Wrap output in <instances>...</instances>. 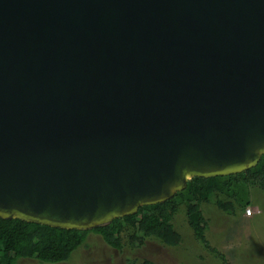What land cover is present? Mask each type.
Instances as JSON below:
<instances>
[{
	"label": "water",
	"instance_id": "95a60500",
	"mask_svg": "<svg viewBox=\"0 0 264 264\" xmlns=\"http://www.w3.org/2000/svg\"><path fill=\"white\" fill-rule=\"evenodd\" d=\"M264 156V0H0V218L93 230Z\"/></svg>",
	"mask_w": 264,
	"mask_h": 264
},
{
	"label": "trees",
	"instance_id": "16d2710c",
	"mask_svg": "<svg viewBox=\"0 0 264 264\" xmlns=\"http://www.w3.org/2000/svg\"><path fill=\"white\" fill-rule=\"evenodd\" d=\"M254 190L264 192V156L257 167L242 173L195 177L171 200L141 207L134 215L89 231L0 218V264H17L21 259H34L41 264L69 262L73 253L87 244L91 233L102 236L103 241L117 251H123L125 247L140 249L149 239L169 248H178L183 237L176 229L175 221L182 211L195 239L225 261L205 236L211 224L204 207L214 208L230 217H243L247 210H252L249 207L253 205ZM136 262L130 260L129 264Z\"/></svg>",
	"mask_w": 264,
	"mask_h": 264
},
{
	"label": "rangeland",
	"instance_id": "374dc122",
	"mask_svg": "<svg viewBox=\"0 0 264 264\" xmlns=\"http://www.w3.org/2000/svg\"><path fill=\"white\" fill-rule=\"evenodd\" d=\"M253 205L243 217H230L214 208L204 207L210 221L206 233L212 247L225 257L213 254L193 236L182 211L176 217V229L183 241L178 248L161 245L149 239L140 249L125 247L117 251L102 236L89 234L87 244L73 253L71 260L59 264H264V192L253 191ZM250 211V213H248ZM255 213V214H254ZM254 214L253 216H248ZM224 261V262H223ZM17 264H41L34 259H21Z\"/></svg>",
	"mask_w": 264,
	"mask_h": 264
},
{
	"label": "built area",
	"instance_id": "2783aa9c",
	"mask_svg": "<svg viewBox=\"0 0 264 264\" xmlns=\"http://www.w3.org/2000/svg\"><path fill=\"white\" fill-rule=\"evenodd\" d=\"M248 213H250V211H248Z\"/></svg>",
	"mask_w": 264,
	"mask_h": 264
}]
</instances>
